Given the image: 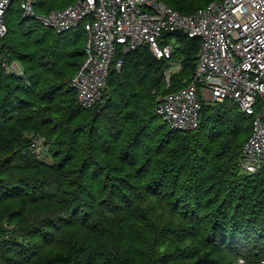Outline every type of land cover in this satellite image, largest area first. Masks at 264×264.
Wrapping results in <instances>:
<instances>
[{"label":"trees","instance_id":"16d2710c","mask_svg":"<svg viewBox=\"0 0 264 264\" xmlns=\"http://www.w3.org/2000/svg\"><path fill=\"white\" fill-rule=\"evenodd\" d=\"M73 1L35 0L34 10ZM161 1L189 14L215 0ZM4 20L0 264H264V166H240L253 116L229 99L203 103L195 128L173 130L154 111L188 84L198 39L177 35L170 59L118 50L120 71L82 107L69 82L86 58L83 23L56 32L23 18L16 0ZM36 135L49 162L32 152Z\"/></svg>","mask_w":264,"mask_h":264},{"label":"built area","instance_id":"2783aa9c","mask_svg":"<svg viewBox=\"0 0 264 264\" xmlns=\"http://www.w3.org/2000/svg\"><path fill=\"white\" fill-rule=\"evenodd\" d=\"M14 0H0V39L6 34L4 15ZM20 15L56 32L83 23L86 58L69 86L76 102L90 107L102 98L112 67L120 71L118 50L127 53L148 46L157 59H170L174 45L169 35L198 39L196 66L186 86L158 99L155 113L173 130H189L199 123L203 103L232 100L253 116L240 166L253 173L264 166V0H215L189 14H181L161 0H74L47 13L34 10L35 0H16ZM7 72L21 70L16 62L3 63ZM181 68L172 62L165 82ZM31 149L49 161L48 146L36 135Z\"/></svg>","mask_w":264,"mask_h":264},{"label":"rangeland","instance_id":"374dc122","mask_svg":"<svg viewBox=\"0 0 264 264\" xmlns=\"http://www.w3.org/2000/svg\"><path fill=\"white\" fill-rule=\"evenodd\" d=\"M16 5V4H15ZM57 6H61V5H57ZM178 36L177 35H169L168 36V39H170V41L172 42V44L175 46V47H177V46H179L181 43L179 42V40H178V38H177ZM197 56L199 55V51H197L196 53H195ZM77 72V71H76ZM76 74V73H75ZM75 76V75H74ZM73 76V77H74ZM72 77V78H73ZM39 137H42V135H38ZM242 261V259H239V261H238V263H240Z\"/></svg>","mask_w":264,"mask_h":264},{"label":"bare ground","instance_id":"6f19581e","mask_svg":"<svg viewBox=\"0 0 264 264\" xmlns=\"http://www.w3.org/2000/svg\"><path fill=\"white\" fill-rule=\"evenodd\" d=\"M3 239H5V238H3Z\"/></svg>","mask_w":264,"mask_h":264}]
</instances>
